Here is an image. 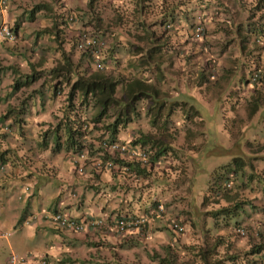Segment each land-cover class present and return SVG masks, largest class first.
Segmentation results:
<instances>
[{
	"label": "trees",
	"instance_id": "1",
	"mask_svg": "<svg viewBox=\"0 0 264 264\" xmlns=\"http://www.w3.org/2000/svg\"><path fill=\"white\" fill-rule=\"evenodd\" d=\"M197 1L199 4L205 2V7L195 6ZM197 1L135 0L132 3V0H87L84 6L78 2L72 10L64 9L63 11H61L60 0H51V3L39 2L27 9L26 6L16 4L14 7H20L21 12L17 14L16 19L9 17L7 20L14 31L17 32V28L21 29L25 37H27L23 31L25 25H21L23 19L34 20L42 8L44 10L50 8L53 12V15H50L53 20L51 25L36 24L38 26L33 29L36 32V37L27 47L21 48L18 38L13 44L2 43V48L7 52L20 54L26 67L31 69V72L27 71L22 78V72H19L20 67L15 60L5 63L0 59V78L2 74L9 77L8 94L20 90L19 93L23 96L20 100V105L23 108L21 106L15 108L17 106L15 103H9L4 111L2 110V117L9 118L10 113L24 110L25 107V112L21 113L31 114V121L35 120L37 125H40L37 127L42 129H35L36 132L26 130L22 123L28 122L30 118L22 115L21 118V116L13 114L12 122L19 124L15 130L16 138L25 139L32 145L35 144L36 148L38 147L51 156L63 153L70 158L72 155L78 156L81 153L85 154L87 161L93 165L96 162L93 156H100L104 161L103 171L106 170L116 179V182L119 181L118 192L121 191L125 197L127 193H130L132 200L146 202L148 198L150 200L153 194H156L154 193L155 189H165V192H169V183L165 186L163 182L171 181L172 174H176V178H178L177 174L183 169L180 167L177 173L172 172L165 166L166 160L174 164L175 168L177 165H184L186 160V155L181 154L183 150L176 146L180 133L184 132L185 134L181 143L189 148V158L192 161H197L196 158H200L203 153L204 140L202 144H199L202 140L200 136L202 135V138H204L203 135L206 136L203 112L215 113L217 106V98L213 100V111L206 106L209 102L206 98L209 94L207 91L211 87L210 78L216 75L215 72L218 68L216 61L206 57L213 48L210 39L212 34L217 36L216 32L219 31H223L226 35L232 32V29L223 25L224 23L220 24L217 20L213 25L214 20L217 19L215 14L210 15L213 20L207 19V15L203 14L205 8L208 7L209 0ZM126 4L128 6L123 8L122 6ZM14 7L11 8V11ZM7 9H10V6ZM260 10H264V0H259L257 6L250 8L249 18H253L254 14ZM196 11L198 15H201L200 22L195 21L193 12ZM43 15L48 14L43 12ZM262 17L264 18V11H261L256 20L238 25L236 32H238L237 30L245 32L241 38L243 43L257 38L264 39ZM204 21L202 33H196V26ZM168 23L170 26H167ZM84 31L101 36L106 40V46L101 49L100 53L102 69L96 67V62L93 60L95 55L93 48L87 47L79 50L76 46ZM48 34L52 35L49 37L50 40L41 42ZM39 37L42 39L39 40ZM51 40L59 45H62L64 40H68L70 47L69 49L62 47L63 51L54 58L55 64L49 67L51 69L44 75L45 77H41L49 66L46 53L49 54L52 47L54 51L60 50L58 45H49ZM229 41L230 38H228ZM243 43L240 45L244 46ZM224 46H226L225 42ZM178 50L182 52L181 56ZM212 50L214 52V49ZM224 50L221 49L220 53L222 54ZM73 52L78 55L77 62L73 61ZM176 56L180 59L177 60ZM247 66L246 74L248 73V75H239L241 83L252 82L249 79L250 75L257 72L259 76L257 80L253 81L250 87L246 86L245 89L254 88V90L257 89L256 91L260 89L264 100V64L256 59L248 63ZM194 73L196 76L193 75ZM40 77L42 81L39 84L31 87L30 90L21 91L25 85L28 86ZM72 77L75 78L72 79ZM242 84L240 89L232 88L228 92L225 97L226 102H235L230 101L236 100L237 97L231 99L230 95L242 91L244 89ZM8 94L6 97L9 96ZM46 94L51 102L57 98L61 102L59 107L53 108L51 111L53 119L40 121L38 117L32 118L35 106L38 110L39 107H43ZM254 96L247 99L250 101L248 111L251 114H255L260 108L258 102L260 98L258 95ZM223 104L221 105L222 114L219 127L221 131L227 129L230 133L229 138H233L229 148L234 152H240L242 148L238 139H244L246 142L243 150L247 149L248 153L233 154V161L218 165L211 173L207 188L202 193L199 213L195 207L194 216L188 219L189 223L195 224L198 230L203 233L216 229L220 218H224L226 223L232 220L234 230H236L237 227L242 226L239 223V219L242 218L240 213L244 216L247 208H260L261 211H264V162L253 163V156L249 154L251 147L256 142V138H251V136L257 135L252 131L256 126L251 123L245 131L231 130L230 125L227 124V122H231V119L228 121L227 118L232 112L231 106L227 108ZM178 114L181 117V122L188 125L185 131L183 128H179L180 125L178 126L176 123ZM193 121L203 125L194 127L192 126L195 124ZM261 122L264 124V118ZM236 128L241 130V124ZM126 129L131 132L130 137L123 138L120 132ZM95 133L98 134L95 135ZM6 137L7 135L0 133L1 144ZM260 137H264V131L257 139L259 140ZM103 139L123 141L137 151L141 149L149 151L148 159L143 162L141 157L136 154L130 156L120 152L111 153L102 146ZM10 141L7 139L11 145H15V140ZM193 141L198 145H194ZM18 147L13 148L19 149ZM224 147L225 145L219 143L213 148V151L217 153L218 148ZM5 150L0 152L2 159L8 157ZM179 150L180 152H178ZM254 158L255 161L259 158L264 161V155H260L259 158L254 156ZM107 161H110L109 166L106 165ZM196 161L195 163L198 162ZM12 169H15L13 164ZM98 174L95 173L97 176ZM192 177L193 171L192 174L190 173L189 185H187L190 192ZM154 181L158 184L156 188L152 187ZM160 181H162L161 185ZM176 184L179 186L181 181H175L174 186ZM247 189L250 192L254 191V195L243 196L242 194ZM190 192L186 197H189V202L195 205L197 201L193 197L190 198ZM220 198L224 199L227 204L225 203L219 208L213 207ZM262 198L263 201H261ZM153 199L151 206L159 202V200ZM255 200L260 201L262 205L258 206ZM202 207L205 208L203 212L200 211ZM123 211L119 210L118 213ZM212 217L216 225L213 227L210 226ZM177 218L182 222L181 230H177L171 224V219ZM162 221L164 225L157 226L153 230L166 232L168 238L163 244L165 247L175 246L182 235L190 230V224L187 225L177 214H167ZM202 224L208 225L209 228L204 229V226H200ZM245 228L248 233V228ZM229 235L232 237V232L229 231ZM231 242L229 237L224 236L223 238L219 234L216 236L213 246L202 248L200 246V251L194 252V254L200 256L199 261L203 264H222L223 259H221V255H216L215 250L223 243H226L227 248L233 247ZM169 248L167 247L169 253L166 259L167 264H176L178 260L176 247L172 252L170 251L172 254H170ZM262 250H264V241L256 242L250 251L258 253Z\"/></svg>",
	"mask_w": 264,
	"mask_h": 264
},
{
	"label": "rangeland",
	"instance_id": "2",
	"mask_svg": "<svg viewBox=\"0 0 264 264\" xmlns=\"http://www.w3.org/2000/svg\"><path fill=\"white\" fill-rule=\"evenodd\" d=\"M15 1H16V4H21L22 6L30 7L35 3H39V2L44 3L50 0H15ZM134 1L135 0H132V3ZM67 4H68L67 6L70 7L69 0ZM209 4L210 5L208 7L209 9L208 19L213 20L210 15L215 14L217 16V19L214 20L213 25H215L216 20H217V22H219L220 24L224 23L223 25H226L228 28L232 29V32L229 35H226L225 33H223V31H219L220 38H214L217 36L216 34H212V37L210 39V44L213 47L212 49H214V52L211 49L214 55L212 54L211 56L210 51L208 52V55H206V57H209V59L211 60L213 59L216 62H217V57H218V62H217L218 68H217V71L215 72L216 75L210 78L211 87L207 91V93H209L207 94L208 97L206 98L209 100V102L207 103L208 104L207 106L211 110L210 107L213 104V100L217 98L218 101H217L215 113L203 112L204 117H205L204 129H205L206 136L203 135L205 138L204 139L202 138V135H201L200 137L202 140L199 143V144H202L204 140V143L202 145L203 153L201 154L200 158H196L198 162L196 160L195 161L197 163H195V161H192L189 158V155H190L188 151L189 148H186L181 143V141H183L184 139L185 134L184 132L180 133L176 141V146L179 147L180 150H183L181 151L182 155H186L185 163L184 165H181V164L177 165L175 168L174 164H171L169 163L170 161L166 160L165 166H167V168H169L172 172L174 171V173H177V171L179 170L178 168L182 167L183 169L182 172H179V174H177L178 178H176V174H172L171 181L169 180L168 182L167 180L165 181V183L163 182V185L165 186L169 183V186H168L169 192L168 191L165 192L166 191L165 189L164 190L155 189L154 193L156 194H153L150 200L148 198L146 202L144 200L141 201V204L145 202L144 204L148 203L149 205V202L151 203L152 202L151 200L153 198H154L153 200H155V198L160 199L164 204V215L177 214L178 216L182 218L184 222L187 223V225L190 224V230L185 232L182 235L181 239L175 246L172 245L169 248V246H166V247L163 246V244L166 243L167 241L166 238H168L167 237L168 235L166 234V232L150 229V233L144 235L143 240H141V243L139 244L140 248L136 252V259L138 261L136 264H167L166 259L169 256L167 247L169 248V252L170 251L172 252L173 248L176 247V257L178 259L176 261V264H203L202 262L199 261L200 256L198 254H194V252L198 253L200 251V248H199L200 246L201 248L206 247V246L207 247L213 246V242H215L216 236L219 234H221L223 238L224 236L229 237V240L232 241L231 243H233V246H234L233 249L232 247L227 248L226 243H223L222 245L216 248L217 250H215V253L217 256L221 255V259H223L222 261H224L226 258H229V256H240L242 254H248L251 252L250 250L253 248L256 242L264 241V225H262V222H261L263 219L261 218V216H259L258 218L255 217L256 214L252 212L249 215L244 214V216L242 213H240V216H242V218L239 219V223L242 226H245L248 228V233H246L245 236L239 235L234 230V226H233L234 223L232 220L226 223L224 218L223 219L220 218L219 223L217 224V228L214 230H211L212 232L210 231L208 233L207 232L203 233L201 230H198L195 224L193 225V223H189L190 221L188 220L194 216L193 210L195 207H196L195 210H197V213H199L198 208L201 207L200 202L202 200V193L207 188L208 181L210 180V175L213 172V170L218 165L227 164L231 162V160L233 161V154L238 153L242 155L243 146L245 145V142H246L244 139H238V141L240 142L239 145H241V148H242L240 152H234L232 151V149H229L228 151H225L223 153L222 152L216 153L213 151V148L217 144L220 143L222 145H226L230 141V138L226 134L225 130L221 131L219 127V120L222 114L221 105L225 102L223 105H226L227 108L231 106L230 108L232 112L230 114V117H227L228 121L231 119V122H227V124L230 125L231 130L238 131L239 128H236V126H239V124H241L242 128L245 125H251V123L260 129L264 127L263 123L261 122V120L264 118V100L262 98L263 94H260L261 90L259 89L258 91H256L257 89L254 90V88L245 89L246 86L250 87L252 82L249 81L248 83L244 82L242 84L241 79L239 78V75L241 76L243 74L245 76L248 75V73L246 74V71H248L247 65L248 63L253 62L255 60L254 57L249 56V55L252 54L251 50L257 51L260 45L258 44L254 45V42L252 41L243 43L241 38L245 32H243L242 30L241 31L237 30L238 32H236L238 25H242V23H248V21L250 20H256L259 14L261 13V11H264V10L257 11V13L254 14L253 18L250 19L249 18L250 8L257 6L259 4V0H209ZM84 5L85 3L83 4V6ZM17 8L20 10L18 6ZM40 11L42 12L37 13L38 19L32 22H28V25L37 27L39 24H42V25L44 24L48 26V24L50 25L52 23L53 20H51L50 16H44L42 14L43 12H47V14L51 13L53 15L52 10H49V8H46V10H40ZM7 13L8 11L6 9H4L2 12L0 10V19H2L3 15H4V18L6 19ZM13 15H15V13L11 14V16ZM262 21H264L263 17H262ZM24 23L26 24L27 20ZM228 38H230L229 42H228ZM19 39H20L19 45H22V47L31 43L29 42V40H31L30 37L24 39L22 35H20ZM38 39L40 40L42 38L39 37ZM49 40H50L49 36H46L45 39L44 38L42 39V42L44 41L46 42ZM224 42L226 43V46H224ZM241 43H243L242 45L244 46H240ZM49 45H52V46L58 45V47H60V50L54 51L52 47L50 49V53L49 54L46 53L48 55L47 62L48 61L49 62L47 64L49 66L48 68H46L48 70H45V72L43 73V76L41 77H45L44 75H46V73H48L51 69L49 67H52L55 64L54 58H56V56H59L60 53L63 51L62 47H66L64 49H69L70 47V43L68 40H64L62 42V45H59L57 43L55 44V42L51 40L49 42ZM263 48L264 46L262 44V46L259 47L260 51ZM221 49H225L223 51L224 56L220 54ZM222 57H224V60L221 63L224 65L225 68H222V64L219 63ZM19 59L23 61L22 58H19ZM11 61H13L12 58H11ZM73 61L75 62L78 61V55L75 52H73ZM121 62L124 63L123 61ZM17 63H18V67H20L19 72L23 73L22 78H24V75L27 72L26 70L28 68H25L24 62H17ZM245 66H247V70L245 69ZM196 74L194 73L193 75L196 76ZM74 78L72 77V79ZM8 80H9V77L6 74H2L0 86H3L4 84H6ZM241 84L244 89L240 92V95L238 96L239 98L236 99V102H234L235 100L230 101L234 103L226 102L225 97L228 94V92H230L232 88L240 89ZM31 87L33 86L25 85V87H23L21 91L30 90ZM197 94L199 95V91ZM254 95H258V97L260 98V100H258V102L260 103V111L257 113V115L252 116V114L249 113L248 111V107L250 106V101L247 99L252 98V96ZM230 97L231 99H233L234 95H230ZM47 101L48 100L45 101L44 105H48V108L46 107L44 109H41V111L39 112L40 116H38V119H40V121H44V119L45 120L48 119V121H50L51 119H53V114H51L52 109L57 108L61 105L60 104L61 102L58 101V98L55 99V101L53 102H51L50 100L47 103ZM36 107L37 106H35V112L32 118H36L35 117L36 112H37ZM25 116L28 117L30 115L27 113L25 114ZM180 118L181 117L178 114L176 117V123L178 126L180 125L179 128H183V131H185V128L188 125L183 124ZM257 120H260V121L258 122ZM35 122L36 121L34 120L31 123L34 125L35 124L37 125V123ZM194 123L195 124H192V126L194 127L196 126L201 127L203 125L202 123H199V122L197 123L194 122ZM35 129H41V128L37 127ZM35 129L30 130V131L36 132ZM120 133H121V137L128 138L130 137L131 132L129 129H126L124 131H121ZM97 134L98 133H95V135ZM15 141H16L15 145L19 146V150L17 151V153H15L16 156H13V158H15V161L17 160L16 161L17 163L16 171L22 170L23 173L27 175V178L29 180L32 181L33 176L37 178V175H38V177H40L41 179H45L47 181H51L54 184H58V182L62 181L65 176H70V177L73 176V177L78 178V174L75 173L72 169L73 164L70 162L71 158H68V155L65 156V154L63 153L61 155L56 153L55 156H51L50 154L47 155L43 150L38 149V147L36 148L35 144L32 145L28 141H25V139H16ZM198 141L200 140L198 139ZM193 143L194 145H198V143L194 141ZM6 144H7V140L3 141V143L1 144V147H5ZM252 149L253 148L251 147V150ZM180 150L178 152H180ZM207 150L208 152H206ZM61 156H64V157H61ZM77 159L80 163L85 165V168H87L86 162L83 159H80L78 157ZM7 161L8 159L7 160L0 159V164L5 163ZM21 167H23V169H21ZM192 171H193V177H192L193 181H192L191 192H190L188 190L187 185H189L188 179L190 177V173L192 174ZM85 175L86 173L81 174L80 176H85ZM109 175L111 176V174ZM104 177L106 178L108 176H104ZM175 181L177 182L181 181V184L179 186L178 184L174 186ZM161 184H162V181H160V185ZM156 185L158 184H156L155 182L152 185V187L156 188ZM13 188L14 190L12 192L7 193L10 196V198L15 199V201L16 200L20 201L19 199H23V197L19 193L20 185L16 183L15 185H13ZM189 192H190V198L192 199L193 197L194 200L197 201L196 204L194 203L195 205H192L189 202L190 200L189 197H186L189 194ZM254 193H255L254 191L250 192V190L247 189L244 191L245 195L244 194L242 195L243 196H246V195L253 196ZM7 194L5 193V191H0V200H3L4 198H6ZM122 198L124 197L122 196ZM125 200L137 202L136 200H132V197L130 196H127V199ZM261 201H263V198L261 199ZM178 202H181V203L179 204ZM225 203H226L225 200L220 198L218 202L213 205V207L219 208ZM256 204L258 206L262 205L260 201H256ZM34 207L35 206L32 203L31 208H34ZM204 209L205 208L202 207L200 211L203 212ZM259 209L260 208H257L256 210H259ZM74 212H75V209L72 210V213ZM162 219L163 217H159V220L156 222L150 219V225H164ZM11 220H13L12 222H14V217H12ZM258 220L261 222V225H257ZM12 222L9 223L8 225H2L3 227L0 230H2L3 232L12 231L15 227L18 226V225H13L14 223L12 224ZM200 226L202 227L204 226V229L206 230L209 228L208 225L202 224ZM210 226L211 227L216 226L214 224L213 217H212ZM25 227L28 229H31V225L28 223L25 225ZM229 231L232 232V237H230ZM217 232H219V234H217ZM23 234H24V242L21 245H19V247H16L15 244L13 245L15 251L19 254L22 253V251L27 250V247L33 248L34 246L33 239L38 240L36 236H34V238L31 239L30 238L31 233L29 232L23 231ZM5 237H9V235ZM11 237L12 236H10L9 238ZM41 245L33 249L36 252H41L42 251ZM194 246L195 248H192ZM171 252L170 254H172ZM5 256H7L6 249L0 250V264H5L3 260ZM162 257H164V260H162ZM121 264H130V263L128 262V260H126L125 262H122Z\"/></svg>",
	"mask_w": 264,
	"mask_h": 264
},
{
	"label": "crops",
	"instance_id": "3",
	"mask_svg": "<svg viewBox=\"0 0 264 264\" xmlns=\"http://www.w3.org/2000/svg\"><path fill=\"white\" fill-rule=\"evenodd\" d=\"M69 1L71 6H76L78 2L84 4V2L87 0ZM14 11H16V9H14ZM16 12L20 13L21 9L17 10ZM11 14H14L13 10L9 15L11 18L16 19L15 15L11 16ZM25 21L26 19H24V22ZM33 29H35L34 26L28 25V23H26L23 31L27 34V37H25L23 33L21 34V31L20 35H22L24 39L30 37L31 40H29V42H33V39L36 37V32ZM178 53L181 56L182 52L178 50ZM1 56L2 49L0 48V57ZM179 59L180 58L177 57V60ZM223 60L224 57H222L220 63L223 62ZM259 60L262 64L264 63V49L262 50V55L259 57ZM41 81L42 78L40 77L39 79L32 81L30 84H28V86H36ZM19 92L20 90L16 91L15 93L8 94L9 86L8 82H6V84L0 88V111H4L9 103H15L17 105L15 108L21 106L20 100L23 96ZM6 94L9 96L6 97ZM45 96L48 97L47 94ZM48 101H50V99H48ZM213 107L214 104L211 105V110ZM21 108L23 107L21 106ZM25 109L26 108L24 107V110L22 109L12 112L9 114V117L13 114L23 115L24 113L22 114L21 112H25ZM258 109L259 110H257L255 114H252V116L257 115V113L260 111V108ZM33 111L35 112V110ZM29 115L30 116L28 117L31 118V114ZM38 116H40V114L36 113L35 117L37 118ZM23 126L26 127L27 123H24ZM37 126L40 125H31V130H34L37 128ZM247 126L248 125H245L243 128H241V130L239 129V131H245L248 128ZM263 129L264 128L260 129L256 127L252 130L253 134L257 135L251 136L253 139L256 138V142L252 146L253 149H250L251 152L249 151V154L253 156L252 162L257 164H260V161L264 162L259 158L260 155H264V137H260L259 140L257 139L258 136L263 134ZM223 130H225L228 137H230L229 131L227 129ZM232 140L233 138L230 139L224 148H218L219 151L217 153L228 151L230 149L229 146L232 144ZM245 152L248 153V150H242V153ZM254 156L259 159L255 161ZM104 176L108 177L105 178ZM115 180L116 179L110 176L108 172H103L102 175L96 180H93L89 175L80 176L78 178L73 176H65L62 182L63 184L58 183L55 185L51 181L41 179L37 175V178L33 176L31 181L34 188L33 194L29 195L23 193V199H19L20 201H15V199L10 198L7 193L14 190L13 185L16 183L20 185L21 191L22 185L25 182H29V180H26L25 178H19L18 174L14 173H5L3 175L0 174V191H5L7 194L6 198L0 200V229L3 227L2 225H8L11 223L13 221L11 220L12 217H14V222H12V224L14 223L13 225H18L9 235V237L12 236L11 238L0 237V250L6 249L8 254L10 250L14 249V244L16 247H19V245L24 242V231L31 233V239H33L34 236L38 238V240L33 239V248L39 247L42 243L41 252H36L33 248L28 247L25 251L45 254L48 259V264H121L126 260H128L130 264H136L138 262L136 259V252L140 248L139 244L141 243V240H143L144 234L136 229L131 230L130 232L122 233L114 231L113 227L105 226L94 229L90 228L77 232L64 228H55L53 226L50 227L51 225L47 223L45 219L40 217L37 219H32L30 222H26L27 217H29L31 213L42 214L49 210H55V208L58 206H60L64 212L74 216H84L89 214L98 215L104 213L111 215L119 210L134 211L136 209H141L146 213H152L151 208L148 209V203L144 204V202L141 204V201L139 200H136L137 202H132L129 200L126 201L125 199H127V196L131 197L130 193H127L126 197L121 194V191H119V193L117 190L119 181L116 182ZM94 181L99 183V185L96 186L93 184ZM72 189L74 192H76L77 196H72L69 194ZM122 196L124 198H122ZM32 203L35 206L34 208H31ZM73 209H75L74 213H72ZM245 212L247 215L251 214L252 212L256 214L255 217L257 218L261 216L263 219L261 222L262 225H264V211H261L260 209L256 210L251 207L247 208ZM151 219L156 222L159 220V216L152 213ZM261 222L258 220L257 225H261ZM27 223L31 225V229L25 227ZM157 226L160 225H148V228L153 230ZM228 242L230 241H227V243ZM254 258H256V254H242L240 256H232V258H226L222 264H255L253 263ZM5 259L6 256L3 259L4 263ZM256 262L259 264V261Z\"/></svg>",
	"mask_w": 264,
	"mask_h": 264
},
{
	"label": "clouds",
	"instance_id": "4",
	"mask_svg": "<svg viewBox=\"0 0 264 264\" xmlns=\"http://www.w3.org/2000/svg\"><path fill=\"white\" fill-rule=\"evenodd\" d=\"M197 1V0H196ZM68 3V0H60V3L62 4V9H61V11H63L64 9H70V10H72L73 9V6H71L70 5V1H69V5H70V7H68L67 5V3ZM194 2V1H193ZM11 3V4H10ZM13 3V4H12ZM48 3H51V0L50 1H48ZM85 3V2H84ZM36 4V3H35ZM83 4V3H82ZM208 7H209V1H208ZM3 5H6V6H3ZM34 5V4H33ZM32 5V6H33ZM201 6L202 8H204L205 7V2H202L201 4H199V2L197 1V3H195V6ZM10 6V9H7L8 7ZM14 6H16V1L15 0H5L4 2L2 1V0H0V10H1V12L4 10V9H6L7 11H8V13H7V16H6V19L4 18V15L2 16V19H0V25H2V24H5V25H7L8 26V28L12 31V33H14V39H12V40H9V39H7L6 37H1L0 36V48L3 50L2 51V56L0 57V59L1 60H3L5 63L6 62H14V61H11V58H12V60H15L16 62H23L21 59H19V58H22L21 57V55L20 54H18V53H11V52H7V50H5V49H3L2 48V43H9V44H13L15 41H16V38H20V31H21V29H18L17 28V32L16 31H14L13 30V27H11V24H10V22H9V20H7L9 17H10V12H11V8L12 7H14ZM31 7V6H30ZM30 7H26V9L27 8H30ZM123 8L124 7H127V4L125 5V6H122ZM208 7L207 8H205V10L203 11V14H205V15H207L206 17H207V19H208V14L207 13H209V9H208ZM20 8V7H19ZM14 9H16V11L17 10H19L18 8H13V12L14 13H17L16 11H14ZM21 9V8H20ZM41 10H44V8H42ZM49 10H51L50 8H49ZM38 12H42V11H38ZM198 12H199V10H198ZM198 12L196 11V12H193V14H194V16H195V21H199L200 22V20L199 19H201V15H198ZM45 13H47V12H45ZM17 14H19V13H17ZM17 14H15V17H17ZM43 14V13H42ZM202 14V13H201ZM50 15H52L51 13H49L48 15H45V16H50ZM38 18H36L35 17V19L34 20H37ZM27 20V19H26ZM34 20H27V23L28 22H32V21H34ZM39 21H41V20H39ZM24 22V19H23V21H22V23H21V25H25V23H23ZM49 25V24H48ZM51 25V24H50ZM198 25H201L202 26V29H201V31H197V26ZM198 25L196 26V30H195V32L196 33H202V31H203V25H205V21L204 22H201V23H198ZM43 26H47V25H44L43 24ZM167 26H170V24L168 23L167 24ZM53 29V28H52ZM48 36L50 37V36H52V35H50V34H48ZM218 38H220V33L218 32ZM253 38V37H252ZM20 40V39H19ZM250 41H252V42H254V45H256V44H258V45H260V46H262V44H263V46H264V39H262V38H257V39H252V40H250ZM42 42V41H41ZM28 45H25V46H23L22 47V45H21V48H24V47H27ZM77 46V45H76ZM241 46V45H240ZM259 46V47H260ZM187 47V46H186ZM259 47H258V49H257V51H253V50H251L252 51V54L251 55H249V56H252V57H254L255 58V60L256 59H259V57H261V55H262V50L264 49H262L261 51H260V49H259ZM78 48V47H77ZM80 50V49H79ZM243 51V50H242ZM256 52V53H255ZM211 53V56H212V54H213V52H210ZM221 54V53H220ZM224 54V52L222 53V55ZM214 55V54H213ZM224 56V55H223ZM14 57V58H13ZM260 61V60H259ZM217 62H218V57H217ZM220 63V62H219ZM222 64V63H221ZM25 65V68H27L26 67V63L24 64ZM223 65V64H222ZM222 68H224V66H222ZM245 69H246V66H245ZM26 71H28V73L29 72H31V69L30 68H28ZM254 73H257V72H254ZM253 73V74H254ZM23 74V73H22ZM253 74L252 75H250V80L253 82V81H255V80H257V78L259 77H256V79H252V76H253ZM1 77H2V75H1ZM213 77V76H212ZM9 81V80H8ZM7 81V82H8ZM0 82H1V78H0ZM2 87V86H1ZM0 87V88H1ZM241 92V91H240ZM240 92L239 93H236V94H233L234 95V97H237V99L239 98L238 96L240 95ZM0 96H1V93H0ZM46 100H48V97H46ZM45 100V101H46ZM48 102V101H47ZM235 102H236V100H235ZM47 107V105H43V107L41 108V107H39L40 109L37 111V113H39L40 111H41V109H44V108H46ZM25 114H27V113H24L22 116L24 117L25 116ZM32 114H34V112H32ZM13 116V115H12ZM12 116H10L9 117V115H8V117L9 118H6V119H4L3 117H2V111H0V133L1 134H3V135H7V137L5 138V140H11L12 141V139L13 140H16L17 138H16V127H19V124H14L13 122H12ZM21 115H19V117H20ZM22 116H21V118H22ZM26 117V116H25ZM31 119V118H30ZM34 121V120H33ZM32 121L31 120H29L28 122H26V121H24L23 123H22V126H23V124L24 123H27V126L25 127L26 129H29V130H31V125H34V124H32L31 123ZM35 123H37V122H35ZM34 126H36V124L34 125ZM11 136H13L14 138H12ZM238 136V135H237ZM10 141V142H11ZM13 147H16L14 144H10L9 142H7V144H6V146L5 147H1V142H0V152H2V151H4L5 149V151L7 152H5V154L8 156L7 157V159H8V161L7 162H5V163H1L0 164V170H1V172H0V174H5V173H8V174H12V173H14V174H18V176H19V178H25L26 180H29L28 178H27V175H25V173H22L23 171L22 170H20V171H16V168H17V163H16V161H15V158H13V156H16L15 155V153H17V151L19 150V149H17V148H13ZM19 148V147H18ZM77 155H72V157H70L71 158V160H70V162L73 164L72 165V169H73V171L75 172V173H77L78 174V177H80V175L81 174H84V173H86V175H89V176H91L92 177V179L93 180H96V179H98L101 175H102V173L103 172H107L106 170L105 171H103L104 170V168L103 167H105L104 166V161L102 160V158L100 157V156H98V155H95V156H93L94 157V159H95V165H93V163H90L89 161H87V158H86V156H85V154H79L77 157L78 158H80V159H83L85 162H86V166H87V168H85V165L84 164H82V163H80L79 161H78V159H77V157H76ZM18 157V156H17ZM0 159L1 160H7V159H2L1 157H0ZM101 160V165L100 164H98V161H100ZM91 164H89V163ZM26 163V162H25ZM88 163V164H87ZM12 164L13 165H15V169H12ZM79 166H81L83 169L80 171V170H78V167ZM92 167H94V168H96L95 170L92 168ZM21 169H23V167H21ZM16 171V172H15ZM95 173H99L98 174V176L97 175H95ZM63 182V180L62 181H60V182H58V183H61V184H63L62 183ZM96 186H98L99 185V183H96L95 181L93 182ZM56 185V184H55ZM67 189V188H66ZM33 191H34V188H33V183L31 182V180H29V182H25L23 185H22V188H21V191L19 192L20 193V195L22 196L23 195V193L24 194H29V195H32L33 194ZM69 194H71L72 196H77L76 195V192H74V190L72 189V191L69 193ZM156 199V198H155ZM156 200H159V202L156 204V205H154V206H151V203L149 202V207H148V209H150L151 208V212L152 213H154L155 215H157V216H159V217H164L165 218V215H164V204H163V202L160 200V199H156ZM158 204H162V206H163V210L162 211H159V210H157V205ZM56 211H60V212H63V213H65V214H68V213H66V212H64L61 208H60V206H58L57 208H55V210H49V211H46L45 213H42V214H37V213H31L30 215H29V217H27V219H26V222H30V220H32V219H37L38 217H40V218H43V219H45L46 221H47V223H49L50 225V227H55V228H64V229H67V228H65V227H56L55 225H53V224H51L50 223V221L48 220V218L45 216V215H48V214H51V213H54V212H56ZM136 212V213H135ZM140 212V213H139ZM152 213H146V212H144V211H142L141 209L139 210V209H136V210H134V211H131V210H124L123 212H121V213H118V211L117 212H115V213H113V214H111V215H108V214H98V215H95V214H89V215H84V216H74V215H71V214H68V215H71V216H73V217H75V218H78V219H82V218H84V217H87V216H97V217H103L104 219H105V222H104V224L103 225H97V226H94L92 229H94V228H99V227H105V226H110V227H113L114 228V231H120V230H117L116 228H115V221H116V219L118 218V217H120L121 215L122 216H124V217H133V216H137V217H144L145 218V221H144V223L142 224V225H140L139 227H137V228H135V227H132V228H126L125 230H122V231H120V232H122V233H125V232H130L131 230H134V229H136V230H139L140 232H142V233H144L143 234V236L144 235H146V234H148L149 232H150V228H148V225H150V219H151V215H152ZM182 219V218H181ZM173 220H178V221H180V223L182 224V222H181V220L180 219H171V222L173 221ZM239 227H243L244 229H245V234H240L238 231H237V228H236V232L239 234V235H241V236H245L246 235V233H247V231H246V228L244 227V226H239ZM91 227H89V228H86V229H84V230H87V229H90ZM68 230H71V229H68ZM71 231H74V230H71ZM81 231H83V230H81ZM13 232V230L12 231H10V232H3L2 230H0V237H3V238H6L5 236H7V235H10L11 233ZM77 232H79V231H77ZM8 238V237H7ZM11 253H16V254H19V253H17L16 251H15V249H12V250H10L9 252H8V254H7V256H6V259H5V264H9L8 263V256L11 254ZM250 253H252V252H250ZM264 253V250H262V251H260V252H258V253H252V254H256V258H254V261H253V263H255V264H258L256 261H259V264H263V261H262V254ZM21 254H27L28 255V259L26 260V262H25V264H48V259H47V256L45 255V254H39V253H34V252H29V251H22V253H20V255ZM249 254V253H248Z\"/></svg>",
	"mask_w": 264,
	"mask_h": 264
},
{
	"label": "built area",
	"instance_id": "5",
	"mask_svg": "<svg viewBox=\"0 0 264 264\" xmlns=\"http://www.w3.org/2000/svg\"><path fill=\"white\" fill-rule=\"evenodd\" d=\"M3 2L5 0H2ZM202 26L198 25L197 26V31H201ZM0 36L1 37H6L9 40L14 39V33H12V31L8 28L7 25L2 24L0 25ZM106 46V40L105 38H102L101 36H95L92 35L90 33L87 32H83L81 39L78 41L77 43V47L78 49H84L87 47L93 48L94 49V62H96V67L98 69H102L103 67V63L102 60L100 59V53H101V49ZM256 77H258L257 73H254L252 76V79H256ZM102 146L105 147V149H107L109 152L113 153V152H120L123 154H129L130 156L133 155H138L139 157H141L143 162H146L149 156V151H144V150H139L137 151V149L131 147L129 144H127L126 142L123 141H119V140H106L103 139L101 141ZM98 164H102L101 160L98 161ZM106 165H110V161L106 162ZM83 168L81 166L78 167V170H82ZM229 185V183H228ZM157 210L162 211L163 210V206L162 204H158L157 205ZM48 220L50 221L51 224L55 225L56 227H65L67 229H71L74 231H81L84 230L86 228H93L94 226L97 225H103L105 222V219L103 217H97V216H87L84 217L82 219H78L75 218L71 215L65 214L63 212L60 211H56L54 213L45 215ZM145 221L144 217H137V216H133V217H124V216H120L116 219L115 221V228L117 230H125L126 228H132V227H139L140 225H142ZM174 228H176L177 230H181L182 229V224L180 223V221L178 220H173L172 223ZM237 231L240 234H245V229L243 227H238ZM28 259V255L27 254H16V253H11L8 256V263L9 264H25L26 260ZM262 261L264 264V253L262 254Z\"/></svg>",
	"mask_w": 264,
	"mask_h": 264
}]
</instances>
